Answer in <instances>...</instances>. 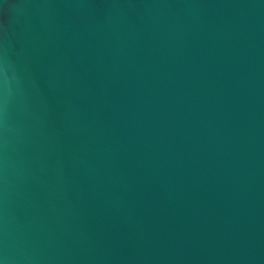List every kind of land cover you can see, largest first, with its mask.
<instances>
[{"label": "water", "instance_id": "obj_1", "mask_svg": "<svg viewBox=\"0 0 264 264\" xmlns=\"http://www.w3.org/2000/svg\"><path fill=\"white\" fill-rule=\"evenodd\" d=\"M0 264H264V0H0Z\"/></svg>", "mask_w": 264, "mask_h": 264}]
</instances>
